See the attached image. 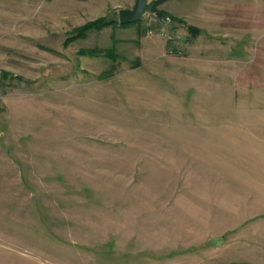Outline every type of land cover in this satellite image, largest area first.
<instances>
[{
  "label": "rangeland",
  "instance_id": "374dc122",
  "mask_svg": "<svg viewBox=\"0 0 264 264\" xmlns=\"http://www.w3.org/2000/svg\"><path fill=\"white\" fill-rule=\"evenodd\" d=\"M178 1L121 25L135 0H0V264H221L264 238V0H206L220 36Z\"/></svg>",
  "mask_w": 264,
  "mask_h": 264
},
{
  "label": "crops",
  "instance_id": "0c3cea01",
  "mask_svg": "<svg viewBox=\"0 0 264 264\" xmlns=\"http://www.w3.org/2000/svg\"><path fill=\"white\" fill-rule=\"evenodd\" d=\"M197 2L198 3L196 6H191V1L189 0H187V2L186 0H179L178 2H175V6L172 8L174 10L173 12H175V16L186 20L190 25L197 27L199 30L202 31L201 35H208L207 33L213 36L227 35V28L228 25H230L228 23L227 17H225L222 22V18H220L219 15L216 17V14L211 15L210 13V17L208 18V4L206 0H197ZM208 19L211 20L207 21ZM208 22L210 24H208ZM213 25L218 26L215 28L216 30L212 29ZM235 30L238 35H243L242 29H240V31L242 32H239L238 28H236ZM165 45H163V48L166 47ZM193 61L194 58L192 56L185 58V61L182 62H177L175 59V65L177 66V69H183V71L180 73L181 76H184L187 79L188 77H190V75L187 74L191 71L190 68L192 67ZM204 80L209 81L208 79ZM254 240H252V242L248 240V242L255 245V247L253 246L252 251L247 253L245 257L229 258V260L227 261H222L221 264H264V238H262L261 241L259 240L258 242H255Z\"/></svg>",
  "mask_w": 264,
  "mask_h": 264
},
{
  "label": "water",
  "instance_id": "95a60500",
  "mask_svg": "<svg viewBox=\"0 0 264 264\" xmlns=\"http://www.w3.org/2000/svg\"><path fill=\"white\" fill-rule=\"evenodd\" d=\"M168 0H135L132 9L119 10V23L121 25L133 24L139 22L148 13H155L162 16L159 7Z\"/></svg>",
  "mask_w": 264,
  "mask_h": 264
},
{
  "label": "trees",
  "instance_id": "16d2710c",
  "mask_svg": "<svg viewBox=\"0 0 264 264\" xmlns=\"http://www.w3.org/2000/svg\"><path fill=\"white\" fill-rule=\"evenodd\" d=\"M104 24H106L104 21H99L98 23H95V24L93 23L89 25L86 29H82L81 34H83L85 31H88L89 29H92V28H100ZM195 32L198 33L199 30L195 29Z\"/></svg>",
  "mask_w": 264,
  "mask_h": 264
},
{
  "label": "built area",
  "instance_id": "2783aa9c",
  "mask_svg": "<svg viewBox=\"0 0 264 264\" xmlns=\"http://www.w3.org/2000/svg\"><path fill=\"white\" fill-rule=\"evenodd\" d=\"M2 97H3L2 91L0 90V101H1Z\"/></svg>",
  "mask_w": 264,
  "mask_h": 264
}]
</instances>
